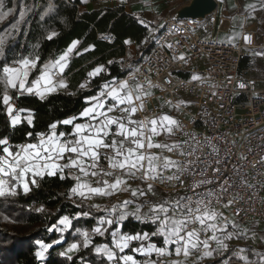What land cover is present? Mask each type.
<instances>
[{
    "label": "snow or ice",
    "instance_id": "6c2138e0",
    "mask_svg": "<svg viewBox=\"0 0 264 264\" xmlns=\"http://www.w3.org/2000/svg\"><path fill=\"white\" fill-rule=\"evenodd\" d=\"M5 7V0H0V21L16 11L14 8L5 11ZM248 7L255 9L254 5ZM19 15L17 24L24 21L25 12L20 11ZM139 22L150 29L148 22L143 19ZM54 36L55 32L47 38L51 40ZM243 39L251 43L252 38L246 35ZM78 44L79 41H73L58 58L42 67L39 56L21 57L11 64L0 65V109L9 128L15 130L25 123L33 126L31 110L16 107L18 96L34 95L44 100L48 95L69 88L65 69ZM4 47L5 39L0 37V56L4 55ZM253 54L264 56V52ZM179 59L185 58L181 55ZM104 71L105 66L100 65L88 72V79L80 83L79 88H88ZM34 72L38 75L33 79ZM200 79L192 75L193 81ZM147 84L145 87L144 83L136 82L134 75L126 80H105L97 86L98 93L85 98V106L79 113L50 123L46 132H27L34 142L13 144L9 136H0V197L17 196L18 187L27 195L32 190L30 185L38 187L39 180L53 176L74 182L69 189L70 199L126 193L128 199L111 207L101 209L93 205L106 215L98 218L97 226L91 231L76 229L82 240L69 243L59 253L69 261L73 259L72 253L79 252L81 247L87 249L93 245L94 236H107L108 242L94 246L103 264H188L192 257H196L193 264H203L205 260L231 264L233 257L238 264H253L245 248L230 249L227 242L256 239L255 222L251 228L242 229L238 221L230 220L215 207L217 204L223 208L232 207L239 197L237 188L254 187L242 174L243 164L232 163L231 151L225 150L222 154L221 148L208 139L201 141L190 133H185L189 139L182 142L174 139L177 131L182 132V126L167 113L136 118L137 113L144 110L145 98L151 96L153 85L150 81ZM239 86L245 87L243 83ZM61 126L65 130H60ZM161 136H166L168 142H159L157 137ZM204 148L210 150L203 152ZM156 150L182 159L159 154ZM238 159L247 158L240 156ZM186 181L184 195L164 196L158 188V185L175 188ZM132 205L135 208L130 213L128 209ZM144 207L148 208L147 212L142 211ZM35 210L45 211L43 207ZM239 212L237 209L235 215ZM90 215L88 211H81L72 218L62 216L48 231L63 234L73 227V219ZM130 215L141 223L154 225V230L123 232V222ZM259 235L264 241V233ZM153 238H157V242H153ZM62 240L63 236L52 243L36 241L39 245L36 259L43 262L48 250ZM228 252L231 253L228 258L216 261L217 256ZM137 255L145 259L138 260ZM259 264H264V255Z\"/></svg>",
    "mask_w": 264,
    "mask_h": 264
},
{
    "label": "trees",
    "instance_id": "16d2710c",
    "mask_svg": "<svg viewBox=\"0 0 264 264\" xmlns=\"http://www.w3.org/2000/svg\"><path fill=\"white\" fill-rule=\"evenodd\" d=\"M80 4L81 0H5L4 10L14 8L16 11L0 21V37L5 39L0 65L11 64L21 57L39 56L42 67L47 61L58 58L74 40L79 41L65 69V78L69 84L67 90H59L44 100L34 95L18 96L16 107L31 110L33 126L25 123L15 130L9 128L6 116L0 109V136H9L13 144L34 141V138L26 135L27 132L47 131L50 123L79 113L85 106V98L98 93L97 86L105 80L125 77L129 72L124 66L126 39L144 42V46L138 49V57L130 60L131 63L140 62L153 47L154 41L147 37L148 29L139 22L140 18L126 11L123 6H100L81 11ZM20 11L25 12V17L23 22L17 24ZM13 25H16V30H13ZM53 32L56 36L49 40L47 37ZM91 45L96 47L95 50L85 51ZM80 51L83 52L77 54ZM95 53L98 55L96 58ZM99 65H104L105 71L88 88L80 89L79 84L88 79V72ZM241 68L243 75L251 78L249 73L258 69L257 59H243ZM37 75L34 72L31 78ZM73 183L70 179L61 180L58 176L45 177L39 180L38 187L31 185L32 190L27 195L22 187H18L17 196L0 197V264H103L94 246L108 242L107 236H94L93 245L87 249L81 247L79 252L72 254L71 261L59 255L69 243L82 240L76 232L77 228L91 231L97 226L98 218L106 215L78 197L70 199L69 189ZM77 204L81 207H77ZM113 204L100 205V208L111 207ZM41 207L45 211L35 210ZM81 211H88L91 215L73 219V227L63 234L48 231L60 217L67 215L72 218ZM154 228V225L141 223L131 215L122 225L125 233L151 232ZM61 236L62 243L54 244L45 254L43 262L36 259L35 252L39 250L36 241L52 243ZM153 242H157V238H153ZM230 254L228 252L216 257V261L228 258ZM136 258L141 260L143 256L137 255Z\"/></svg>",
    "mask_w": 264,
    "mask_h": 264
},
{
    "label": "built area",
    "instance_id": "2783aa9c",
    "mask_svg": "<svg viewBox=\"0 0 264 264\" xmlns=\"http://www.w3.org/2000/svg\"><path fill=\"white\" fill-rule=\"evenodd\" d=\"M220 19L229 17H220L218 8L203 19L167 15L150 52L121 80L134 75L136 82L145 87L149 81L153 85V93L145 98L144 110L139 112L142 119L156 115L159 108L169 107L182 126V132L177 131L174 139L182 142L189 139L185 133H190L201 141L210 140L221 148L222 154L231 151V162L243 164L242 174L254 187L237 188L239 197L232 207H215L240 225L261 222L264 230V78H248L241 68L243 59L249 58L248 51L264 49V36L245 29L235 42L222 40L218 36ZM246 35L251 36V43L243 39ZM130 42L124 46L126 53L144 46V42ZM181 55L184 60L179 59ZM193 74L201 79L193 81ZM241 83L245 87L241 88ZM157 98L160 107L151 108L148 104ZM60 130L65 128L61 126ZM209 150L204 148L203 152ZM159 154L182 159L171 153ZM240 156L247 159L239 160ZM187 183L158 188L176 197L185 194ZM237 209L239 215H235ZM207 262L211 260L203 264Z\"/></svg>",
    "mask_w": 264,
    "mask_h": 264
},
{
    "label": "crops",
    "instance_id": "0c3cea01",
    "mask_svg": "<svg viewBox=\"0 0 264 264\" xmlns=\"http://www.w3.org/2000/svg\"><path fill=\"white\" fill-rule=\"evenodd\" d=\"M190 0H81V4L79 5V9L81 11L89 10V9H97L100 6H107V7H114V6H123L126 11L133 13L140 19H143L144 21L148 22L150 24V29L147 30V37L152 38L153 41L155 40L156 36L158 35L161 27H158L159 25L164 24V19L167 15L172 14L178 7L188 4ZM218 15L220 17H229V20H221L219 22V29L220 32L218 33V36L220 34H225L226 37L230 36L231 34L236 35V37H240L241 33L245 29H251L256 32V34L259 37L264 36V0H218ZM220 5H223L222 13H219V7ZM248 5H254L255 9L249 8ZM108 41V39H106ZM132 39L128 38L125 40L131 41ZM78 41V40H74ZM95 46L91 45L87 48V50H95ZM83 51H80L82 53ZM73 54V53H72ZM70 54V57L72 56ZM95 58L98 56L95 53ZM138 57V50L134 49L130 53L125 52L124 57V66L129 69L130 73L134 70L135 65L138 63H131L130 60H133L134 58ZM51 61V60H50ZM49 62V61H47ZM46 62V63H47ZM69 63V62H68ZM100 66V65H99ZM127 73V74H128ZM126 77V76H125ZM124 78V77H123ZM121 78V79H123ZM66 79V78H65ZM119 79V80H121ZM67 81V80H66ZM62 90V89H61ZM151 91V90H150ZM153 93V91H151ZM159 99H154L153 104L149 103L148 105L152 108L153 106H159ZM167 113L171 116H173L176 119V116L172 114L171 109L169 107H166L165 109L159 108L156 115ZM28 113H24L23 115H27ZM32 116L33 113L31 112ZM154 115V116H156ZM152 116V117H154ZM71 117V116H69ZM67 117V118H69ZM150 117V118H152ZM138 119H142L139 112L137 113ZM66 119V118H64ZM63 120V119H62ZM161 136L157 137V140L159 142H168V138L164 139ZM30 142V141H29ZM34 142V141H31ZM159 153V150H156ZM31 186V185H30ZM135 186V184H133ZM161 193H164L165 196H171L170 194H167L166 192L159 189ZM121 195H123L121 197ZM79 198V197H78ZM81 199V198H79ZM112 199V200H111ZM122 199H128V195L126 193H121L113 197H97L92 196L89 199L84 200L85 202H88L93 205H105L107 203L113 202L114 204L118 203ZM82 200V199H81ZM106 200H109V202H106ZM135 205L130 206L129 210L134 211ZM148 208L145 207L142 211H146ZM253 226V222L240 225L241 228H251ZM255 228L257 237L256 239H250L249 244H252L255 248L258 250H264V241L260 238V233H264L263 230V223L261 222H255ZM251 235V234H249ZM230 249H234L233 246H230ZM252 247L250 245H246V250H248V253L251 251ZM223 253L222 255H224ZM250 254V253H249ZM220 255V256H222ZM264 255V254H262ZM219 256V257H220ZM252 256V254L250 255ZM174 258V257H172ZM260 258V256H259ZM258 258V259H259ZM191 259H194L192 257ZM195 260V259H194ZM206 261V260H205ZM210 261V260H207ZM235 262L238 264V262L235 259H232V263Z\"/></svg>",
    "mask_w": 264,
    "mask_h": 264
},
{
    "label": "rangeland",
    "instance_id": "374dc122",
    "mask_svg": "<svg viewBox=\"0 0 264 264\" xmlns=\"http://www.w3.org/2000/svg\"><path fill=\"white\" fill-rule=\"evenodd\" d=\"M222 10H223V5H220V7H219V13H222ZM233 36H235V39H233ZM219 38L222 39V40H230L232 42H235V41L238 40V37H236V35H234V34H231L228 37H226L225 34H220L219 35ZM255 52H264V49H255V50L248 51L249 58L251 57V58L257 59V65H258L257 71L251 72V73H249V75L255 81H259V80H261V79L264 78V58H262V56L254 55L253 53H255ZM122 196L123 195H121V197ZM106 202H109V200H106ZM227 243L229 244V248H230V246H233L234 249H237V248H245L246 249V245H250L252 247V249L249 252L250 254L248 253V250H247L246 251V255L248 256V259L253 262V264H259V262L261 260V255L264 254V250H258L252 244H249L250 243V240H248V238L240 239V240L233 239L231 241H228ZM251 254H252V256H250ZM259 256H260V258H259ZM217 257H219V256H217ZM152 258L155 259V256H153ZM144 259L145 258L143 257L141 259V261L144 260ZM194 259H196V257H194ZM194 259H191L190 258L188 260V264H193ZM207 264H215V262L214 261H211V262H207ZM231 264H236V263L235 262L232 263V261H231Z\"/></svg>",
    "mask_w": 264,
    "mask_h": 264
},
{
    "label": "water",
    "instance_id": "95a60500",
    "mask_svg": "<svg viewBox=\"0 0 264 264\" xmlns=\"http://www.w3.org/2000/svg\"><path fill=\"white\" fill-rule=\"evenodd\" d=\"M218 0H190L188 4L178 7L172 17L175 19L197 18L203 19L218 8Z\"/></svg>",
    "mask_w": 264,
    "mask_h": 264
}]
</instances>
